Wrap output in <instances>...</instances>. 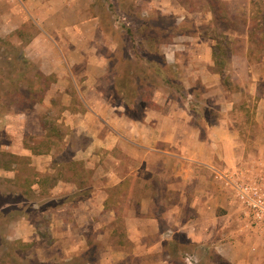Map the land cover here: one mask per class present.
Returning a JSON list of instances; mask_svg holds the SVG:
<instances>
[{
	"label": "crops",
	"instance_id": "1",
	"mask_svg": "<svg viewBox=\"0 0 264 264\" xmlns=\"http://www.w3.org/2000/svg\"><path fill=\"white\" fill-rule=\"evenodd\" d=\"M91 3L0 0L1 30L34 23L37 31L24 45V54L53 78L35 105L51 109L58 98V121L68 129L63 141L71 140L73 159L91 169L87 185L63 183L74 194L89 190L60 208L68 216L64 240L69 258L91 246L98 258L108 257L104 264H120L126 257L143 258L140 264H190L189 258L203 256L254 264L264 257V237L248 224L227 179L264 178V72L250 68L238 93L226 91L216 101L214 85L224 86L222 72L213 69L210 58L193 79L204 87L202 97L218 103L213 121L206 115L193 121L184 108L162 103L143 107L141 118L133 119L105 91L111 61L100 51L105 36L99 16L89 10ZM245 96L255 100L252 142L243 134L249 110L235 105ZM205 108L202 113H208ZM80 136L87 142L75 145ZM118 218L124 220L122 233L113 225Z\"/></svg>",
	"mask_w": 264,
	"mask_h": 264
},
{
	"label": "rangeland",
	"instance_id": "2",
	"mask_svg": "<svg viewBox=\"0 0 264 264\" xmlns=\"http://www.w3.org/2000/svg\"><path fill=\"white\" fill-rule=\"evenodd\" d=\"M92 1L89 10L102 18L108 17V24H111L107 37L99 46L100 51L110 57L112 63L129 56L142 64L150 85L141 92L148 104L181 107L192 113L190 119L193 121L204 120V115L213 121L219 114L213 107L218 106L216 101L223 99L222 94L226 95V91L234 95L238 93L239 84L249 80L250 68L264 72V29L254 25L251 14L255 8L250 5V0ZM142 22H147L150 26L147 32L153 33H157L158 25H162L160 34L157 33L158 53L148 49L147 32L141 30ZM36 31L31 21L9 32L0 29V48L7 50V53H2L6 56L0 58V149L8 153L6 156L0 153V162L10 157L9 153L13 154L10 157L13 160L11 168L6 171L0 169L3 171L0 172V264H66L71 254L68 251L69 242L64 240V233L69 230L65 226L68 216L60 208L77 199L83 191L74 194L63 183L73 181L77 185H87L91 174V169L85 167L83 161L73 159L75 150L74 144H69L71 140L60 142L54 130L52 133L49 131L55 143L51 154L32 155L24 147L25 137L30 144L41 142L45 132L43 126L48 123L60 124L61 130L68 132L67 126L58 121L62 110L58 98L53 101L51 109L37 105L32 107V101L45 86L40 79L33 77V71L26 76L28 79L25 82L18 81L16 85L9 82L11 78L18 77L21 66L10 63L13 61H8V58H15L20 52L12 51L22 48ZM210 58L214 62L213 69L222 72L224 86L222 89L218 83L214 85L218 88L212 93L216 101L202 97L204 87L193 79ZM117 76L113 68L105 77L109 82L105 91L111 96L112 82ZM24 86H29L33 93ZM247 97L235 105L237 110L238 105L249 110L242 120L248 122V130L243 134L248 142H252L257 132L250 116L255 100L246 101ZM205 107L208 113L199 112ZM78 141L75 145L86 143L87 138L80 136ZM249 178L264 179L261 175ZM123 224L121 218L113 221L115 231L122 233ZM88 250L92 253V262L88 264H98L99 259V264H104L108 258H98L97 250L91 246ZM4 251L7 256L3 255ZM186 256L183 254V258ZM173 259L178 262L177 257ZM140 260L144 261L143 258L126 257L120 264H140ZM189 262L233 264L228 258L220 256L197 257V261L191 257ZM254 264H264V257H257Z\"/></svg>",
	"mask_w": 264,
	"mask_h": 264
},
{
	"label": "trees",
	"instance_id": "3",
	"mask_svg": "<svg viewBox=\"0 0 264 264\" xmlns=\"http://www.w3.org/2000/svg\"><path fill=\"white\" fill-rule=\"evenodd\" d=\"M250 5L255 8V11L251 14V18L254 21V25L256 28L264 29V0H250ZM99 16V21L101 24V28L103 30L104 36L107 37V32H109V26L111 24H108L107 18H102L101 15ZM141 30H144V33H146L149 29L150 26L147 22H142L141 24ZM112 28V26H111ZM110 28V29H111ZM107 29V31H106ZM163 29L162 25H158V31L157 33L160 34L159 31ZM157 33L153 32H147L145 35L146 38V45L148 49H153V51L157 52L159 51L160 45H159V35ZM8 42V41H7ZM1 46V43H0ZM22 48H16L13 50V53L20 52L17 54L15 58H8V61H13L10 63H13L15 66H21L19 67L20 70H18V77H13L9 80L10 83H13L16 85L18 81L20 82H25L26 79H28L26 76L33 71L32 75L35 79H40L44 83V89L41 91V94L37 96L35 100L32 101V107L43 99V95L45 90L48 88L51 80L53 79L51 76H46L43 73H41L38 69V67L29 59L25 56V52L23 51ZM19 49V50H17ZM5 52L7 53V50L5 48L1 49L0 48V58L5 57L6 55L2 56V53ZM214 56V52L212 53ZM109 60L111 61L109 69L115 70V72L118 73V76L113 80L112 82V90H113V98H117L122 105L125 108L126 115L133 119H140L142 115V108L147 107L148 105H152L151 103H147L146 100H144V95L142 94V90L145 89V87H148L149 80L146 79V74L144 72V69L142 67V64H140L139 61H134L132 60V57L125 56L123 58H118L117 63H112V59L108 57ZM18 79V80H16ZM1 81L3 82L2 78ZM37 81V80H36ZM39 82V80H38ZM26 90H28L30 93H33L31 91V88L29 86H24ZM35 98V96L33 95ZM202 113V111H201ZM48 123V122H47ZM44 135L43 140L38 143H33L30 144L28 143V137L24 138V144L25 148L29 149L30 152L33 155L37 154H45V153H50L53 144H55L53 141V138L50 136V133L54 132L59 136L58 139H60V142L63 141L65 135L64 131L61 130L60 124H53L50 125L49 123L47 125L43 126ZM54 130V131H53ZM1 147V146H0ZM0 153H3L1 155H7L8 153H5L4 151L0 149ZM13 154L9 153V156L12 158ZM10 157H5V160H1L0 162V169L3 171L9 170L13 164V160ZM0 171V172H3ZM1 179V178H0ZM12 182V181H11ZM89 193V190H86L83 192V194H80V196H86ZM21 243V242H19ZM90 249V247H88ZM87 249V252L83 254H78L76 256L71 257L69 260L70 262L67 261L64 262L66 264H88L92 262V253ZM4 256H7V252H3Z\"/></svg>",
	"mask_w": 264,
	"mask_h": 264
},
{
	"label": "built area",
	"instance_id": "4",
	"mask_svg": "<svg viewBox=\"0 0 264 264\" xmlns=\"http://www.w3.org/2000/svg\"><path fill=\"white\" fill-rule=\"evenodd\" d=\"M227 186L232 190L250 227L264 237V179L229 177Z\"/></svg>",
	"mask_w": 264,
	"mask_h": 264
}]
</instances>
